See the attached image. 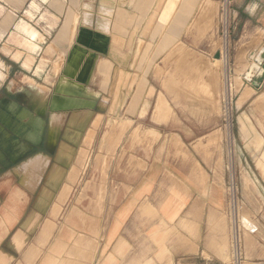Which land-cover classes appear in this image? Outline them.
Segmentation results:
<instances>
[{
	"label": "crops",
	"instance_id": "crops-1",
	"mask_svg": "<svg viewBox=\"0 0 264 264\" xmlns=\"http://www.w3.org/2000/svg\"><path fill=\"white\" fill-rule=\"evenodd\" d=\"M197 1L151 0L139 9L137 0L133 5L143 16L141 31L134 34L130 27H123L126 19L122 14L111 19L74 13L81 3L94 7L95 2L0 0V88L8 83V92L23 94L21 97L35 107L45 105L48 114V119L35 114L28 122L17 115L10 117L25 129L22 140H17L21 128L6 130L0 117V264L7 259L3 264H47L60 245L65 246L63 257L66 251L68 256L74 255L77 247L75 264L225 263L222 258L229 247L223 215L228 201L221 190L224 178L222 182L217 169L188 146L203 134L202 125L188 122L211 121L216 116L167 114L164 104L197 103L190 93L185 100L182 95L179 100L170 99L176 97L175 89L181 88L182 81L196 82L199 64L208 65L206 37H200L197 28L186 32L187 25L208 20V16L199 18L205 4ZM171 2L175 11L173 20L167 22L161 10ZM242 2L245 24L255 27L250 40L260 34L264 49V0ZM155 7L159 11L150 13ZM183 8L195 9L194 17L178 13ZM101 17L106 19L104 23ZM134 23L132 19L131 25ZM263 53L260 68L264 67ZM59 54L63 60L56 74L52 62ZM213 60L209 64L219 62ZM135 71L141 73V89L136 94L140 76ZM113 72L116 78L111 85ZM129 86L132 91L128 92ZM252 94L243 96L242 90L238 107L250 100L262 110L260 94ZM52 98L57 106L73 107L50 111ZM90 103L93 108L86 106ZM88 115L89 125L76 129ZM238 123L257 167L264 153V138L251 122L250 135ZM117 125L124 126L121 134ZM209 144L208 139L207 144L197 139L195 148ZM103 162L107 163L104 179ZM89 169L93 178L86 176ZM244 174L248 188L244 187ZM244 174L241 181L246 196L257 186L247 170ZM81 179L84 187L74 194L75 183ZM90 179L100 184V193L96 189L87 192L85 185H92ZM23 182L29 186L28 192L34 187H41L39 195L45 192L41 200L36 197V207L29 206L31 199L22 204L17 196V184ZM2 184L8 186L7 191ZM65 184L71 190L62 201L59 196ZM58 185L35 240L17 259L39 221L38 208L47 204ZM55 205L60 210L53 214ZM251 221L257 232L256 222Z\"/></svg>",
	"mask_w": 264,
	"mask_h": 264
},
{
	"label": "rangeland",
	"instance_id": "rangeland-1",
	"mask_svg": "<svg viewBox=\"0 0 264 264\" xmlns=\"http://www.w3.org/2000/svg\"><path fill=\"white\" fill-rule=\"evenodd\" d=\"M85 2H95L93 7L81 3L82 7L74 10V13H78L80 16H88L94 17L95 15L98 17L100 15H108L111 19H116L119 14L125 16V21H123L124 26L129 28L130 31L134 34L139 33L141 30V18L143 13L140 10H137L133 3L135 4L137 0H130L127 3L122 0H84ZM177 1L180 0H170ZM186 2V0H183ZM198 0L197 2H199ZM203 2L204 7L200 8L199 18L202 15V18H206L208 16L207 22L199 24L197 26L187 25V31L190 32L191 28L195 30L197 28V33L200 37H206V43L209 45L208 53L209 55H205V60L207 59L208 65L204 67L198 65V73L197 79L194 84H188L185 82H181V88L177 87L175 89V96L170 98L171 100H179V95L182 97H187L186 94H192L194 96L193 100H196L197 103L194 104H169L164 103L168 109L167 114L174 113H193L197 116H203L201 114H214L216 119L207 121L202 120L198 122H188V123H197L199 126L202 125L201 128L203 131L201 136L197 137L193 140L192 144L188 145L195 152H197L199 159L204 160V162L211 166L213 165L217 172L220 173L222 177V182L224 178V182L222 183L221 190L225 193L227 197V208L225 209L224 220L226 222V240L228 251L226 255L222 258L224 264H229L230 260V246L232 241V236L234 237L233 230L236 229V226L241 224L240 220L244 216L249 219H253L258 227V231L255 232L251 230L250 233L245 231L243 226H239L238 236L240 242V261L241 264H264V153L261 159L257 160V167L255 165V161L252 158L251 150H248L245 146V140L241 134L240 124L244 128L247 135L252 134V129L250 127L251 124L255 127V129L262 135L264 138V108L260 110V108H256L255 105L250 101H246L242 104L241 107L237 100L240 97V92L243 90V96H249L252 94V97H255L256 94H260L261 99L264 103V67L260 69V66L255 67L253 65L255 57H259L261 52L263 51V46L261 44L260 34L256 35V37L251 41L254 34L255 27L248 26L245 24L246 12L243 11V2L242 0H201ZM101 4V7L98 5ZM92 4V3H91ZM202 4V3H201ZM87 6V7H86ZM89 6V7H88ZM174 4L171 2L167 5L166 8L161 10V15L165 17L167 22L173 20L174 14ZM123 9L124 12L121 10ZM158 8H152V11L157 12ZM59 11V10H58ZM159 11V10H158ZM178 13H184L188 18L194 17L195 9H178ZM96 13V14H95ZM147 14V12H144ZM49 14V13H48ZM183 18V17H182ZM135 19L134 25H131V20ZM77 20V14L74 16V22ZM105 18L101 17V22H105ZM27 28H31L28 24ZM171 27L172 25H166L167 27ZM32 29V28H31ZM33 30V29H32ZM35 31V30H34ZM74 24L72 26V31L70 37L74 34ZM73 33V34H72ZM250 42V43H249ZM138 45L141 41L137 42ZM249 45L250 47H245ZM123 48V47H122ZM219 51V58H215V53L213 51ZM206 51V50H205ZM203 54L202 52H199ZM256 54V55H255ZM264 57V53L262 54ZM243 58V59H241ZM213 59H220V62H214ZM240 59V62H239ZM63 60L62 54H59V57L56 61L52 62V71L57 74V67H60V64ZM238 60V61H237ZM246 60V61H245ZM239 64L237 65L236 63ZM244 62V63H243ZM257 63V62H256ZM245 64V65H244ZM211 65L212 68L209 66ZM243 65V67H241ZM253 65V67H252ZM252 67V68H251ZM136 71L140 70V66L135 67ZM239 69V71H237ZM177 70L179 68L177 66ZM257 70V71H256ZM135 71V72H136ZM237 72V73H236ZM240 72V73H239ZM250 72V73H249ZM139 74L138 72H136ZM212 74V75H211ZM229 76V87L228 90H225L224 77L225 75ZM238 74V75H237ZM15 73H11V77H14ZM19 73H16L17 79L20 77ZM246 75L250 76V79H246ZM139 84L138 87L134 88V92L140 91L141 89V73L139 74ZM217 76V78H215ZM222 76V77H221ZM116 78V72H113L111 85H114V81ZM237 81H235L234 80ZM215 80V81H214ZM237 83L234 84V81ZM18 81V80H17ZM244 81V82H243ZM257 82V85H254L253 82ZM193 83V82H192ZM244 83V85H243ZM124 83L123 85H125ZM7 85L0 88V117L3 118V125L6 130L14 129L18 126L19 123L10 121V117L18 116L19 118H23V120L28 122V117H34L35 114H42L44 119H48V114L44 110V106L40 107L33 106L28 103L21 96L23 94H15L14 92H8ZM136 84H134L135 86ZM17 86V85H16ZM15 86V87H16ZM256 87V88H254ZM245 88V89H244ZM174 90V89H173ZM129 91H132L129 86ZM226 91V92H225ZM23 92V91H21ZM127 92V93H128ZM170 92V91H167ZM131 94V93H130ZM189 97V96H188ZM260 99V97H259ZM183 100V98H182ZM170 106V108L168 107ZM153 106H150L152 109ZM264 107V104H263ZM242 113L241 116H239ZM239 116V118H238ZM90 115L87 116L85 121H81L82 123L78 124L76 129L83 130L89 125ZM250 118V122H249ZM103 123V122H102ZM101 123V124H102ZM179 123V122H176ZM100 124V128H104ZM119 128V134L123 132L124 126L117 125ZM24 128L20 129V134L17 135V140H22L24 133ZM8 134V132H6ZM210 134V135H209ZM80 135V134H77ZM118 139V138H117ZM204 141L207 146H200L198 150L195 148L196 140ZM76 140V139H75ZM262 140L260 139L259 143ZM9 142H6L5 149L9 148ZM99 156V155H98ZM97 156V158H98ZM107 163L103 162L102 168V177L105 178L106 175ZM245 170L248 171L250 176L256 180L257 192L251 191L246 196L242 189V175L245 173ZM92 173V170L89 169L87 177H89ZM261 173V174H260ZM224 175V176H223ZM92 176V175H91ZM94 176V175H93ZM92 176V178H93ZM23 180V179H22ZM20 180V181H22ZM91 184H86L87 192H93V190H97V192H101L102 188L99 185H95V181L90 179ZM249 181V179H248ZM84 181L81 179L75 183V191L74 194L79 192L80 187L83 186ZM2 184V188H4ZM69 184H65L60 192L59 200L63 199V196H67L68 194L64 191V188L71 190V186ZM29 186L23 184H17V196L21 198L22 204H27L28 199H31L29 203L30 207H36L35 201L36 197L39 195L41 187H38L35 190V187L31 192H28ZM245 188H248V182L245 184ZM53 193L51 194L47 204L43 205L41 208L39 207V221L37 225L33 228V230L29 233V238L27 243L21 248V250L17 254V259L21 258V255L24 251V248L27 246L29 242H33L41 225V222L44 217L48 215L49 205L51 203V198L55 197L56 193L60 189V185L53 187ZM8 190V186L6 185V191ZM64 194H63V193ZM98 193V194H99ZM62 196V197H61ZM57 207V209H56ZM60 210V206L56 205L54 207L55 214ZM251 217V219H250ZM240 222V223H239ZM252 222V221H251ZM252 225L254 223L252 222ZM251 225V226H252ZM252 232V233H251ZM255 232V233H254ZM251 234H254L251 236ZM249 239L244 242V239ZM1 239V233H0ZM237 240V241H238ZM67 247V246H66ZM64 248V249H63ZM73 249L74 255L68 256L69 252L66 251V256H61L65 250V246L60 245L56 252L55 256H51L47 258V264H75L78 258L77 247ZM46 249V248H45ZM44 249V250H45ZM73 252H70L71 254Z\"/></svg>",
	"mask_w": 264,
	"mask_h": 264
},
{
	"label": "bare ground",
	"instance_id": "bare-ground-1",
	"mask_svg": "<svg viewBox=\"0 0 264 264\" xmlns=\"http://www.w3.org/2000/svg\"><path fill=\"white\" fill-rule=\"evenodd\" d=\"M151 2V0H138V4H137V7L140 9H142L143 8V6H145V4H147V2ZM241 59H243V58H241ZM216 60H219V62L221 61L220 59H216ZM238 61V60H237ZM246 61V60H245ZM239 62H240V59H239ZM239 62L238 63H236L237 65L239 64ZM244 63V62H243ZM245 65V64H244ZM253 65H255L254 63H253ZM253 65H252V67H253ZM241 67H243V65L241 66ZM251 67V68H252ZM237 71H239V69L237 70ZM257 71V70H256ZM237 73V72H236ZM240 73V72H239ZM250 73V72H249ZM238 75V74H237ZM222 77V76H221ZM234 80H235V78H234ZM233 80V81H234ZM236 81V80H235ZM234 81V84L238 81H236L235 82ZM224 83H225V90H226V88H227V90H228V87H229V76L226 74L225 75V77H224ZM237 84V83H236ZM226 92V91H225ZM64 144V143H63ZM66 144V143H65ZM63 145H61V147H62ZM69 146V145H68ZM67 147V146H66ZM70 147V146H69ZM70 148H72V147H70ZM65 149V148H64ZM243 177H244V179H243V181H244V183L246 184V182H248V177H247V175L246 174H244L243 175ZM245 184H244V187H245ZM69 186V185H68ZM64 191L67 193V194H69V189L67 188V186H66V188H64ZM64 192V193H65ZM63 193V192H62ZM63 193V194H64ZM68 196V195H67ZM66 196V197H67ZM45 197V192L43 191V192H41L40 193V195H39V199L41 200L42 198H44ZM60 197V196H59ZM62 197V196H61ZM66 197L65 196H63V199H66ZM63 201V200H62ZM228 202H229V199H228ZM56 206V205H55ZM56 209H57V207H56ZM58 211V210H57ZM53 214H55V211H53ZM240 222H241V224H239V226H243V228L242 229H244L245 231H247V232H250L251 230H254L255 229V226H253L252 225V222L250 221L249 222V219H247L246 217H242L241 218V220H240ZM239 222V223H240ZM46 224H49L50 225V223H49V221H47L46 222ZM53 224V223H52ZM51 224V225H52ZM48 225V226H49ZM252 225V226H251ZM238 225L236 226V229H234V234L235 235H237L236 233L238 232V228H240ZM21 236L23 235V234H21V232L19 233ZM234 235V236H235ZM24 236V235H23ZM21 238V237H20ZM23 238V237H22ZM48 238V237H47ZM18 240V239H17ZM237 240H238V238H237ZM239 241V240H238ZM46 243V242H45ZM43 246V245H42ZM40 248V247H39ZM1 253H2V251H1ZM39 253V252H38ZM3 254V253H2ZM41 254V253H40ZM1 255V254H0ZM35 255V254H34ZM2 256H4V255H2ZM35 257V256H34ZM43 257V256H42ZM35 259V258H34ZM8 260V259H7ZM7 260H5V262L7 261ZM33 261V260H32ZM5 262H3L2 261V264L3 263H5Z\"/></svg>",
	"mask_w": 264,
	"mask_h": 264
},
{
	"label": "water",
	"instance_id": "water-1",
	"mask_svg": "<svg viewBox=\"0 0 264 264\" xmlns=\"http://www.w3.org/2000/svg\"><path fill=\"white\" fill-rule=\"evenodd\" d=\"M263 51H264V49H263ZM261 54V53H260ZM219 56H220V53L218 52V53H216L215 54V58H219ZM260 59H262L261 58V55H259V57H255V60H254V64H255V67H257V66H260L261 65V63H262V60H260ZM257 62V63H256ZM260 69H263V68H260ZM263 71H264V69H263ZM246 79H250V76L248 75H246V77H245ZM253 84L254 85H257V82H253ZM53 98H55V97H53ZM51 99V102H50V104H49V106H48V109L50 110V111H52V110H55V109H61V108H66L67 106L68 107H73L72 105H67V106H61V105H55L54 104V101H56L55 99ZM93 103H90V104H87L86 106L88 107V108H93ZM76 107H78L77 105H76Z\"/></svg>",
	"mask_w": 264,
	"mask_h": 264
},
{
	"label": "built area",
	"instance_id": "built-area-1",
	"mask_svg": "<svg viewBox=\"0 0 264 264\" xmlns=\"http://www.w3.org/2000/svg\"><path fill=\"white\" fill-rule=\"evenodd\" d=\"M236 236L237 235H235L234 237L232 236V241H231V246H230L229 264H241V261H240V242L237 241Z\"/></svg>",
	"mask_w": 264,
	"mask_h": 264
}]
</instances>
